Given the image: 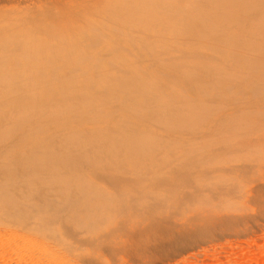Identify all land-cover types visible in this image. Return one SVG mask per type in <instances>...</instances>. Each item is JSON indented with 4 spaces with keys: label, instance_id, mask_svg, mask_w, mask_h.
Segmentation results:
<instances>
[{
    "label": "rangeland",
    "instance_id": "374dc122",
    "mask_svg": "<svg viewBox=\"0 0 264 264\" xmlns=\"http://www.w3.org/2000/svg\"><path fill=\"white\" fill-rule=\"evenodd\" d=\"M85 1L0 0V30L73 35ZM210 1L159 9L154 54L119 45L137 75L1 87L0 264H264V0Z\"/></svg>",
    "mask_w": 264,
    "mask_h": 264
},
{
    "label": "bare ground",
    "instance_id": "6f19581e",
    "mask_svg": "<svg viewBox=\"0 0 264 264\" xmlns=\"http://www.w3.org/2000/svg\"><path fill=\"white\" fill-rule=\"evenodd\" d=\"M174 1L178 0H86L83 5L77 6L78 9H84V13L79 14L74 11L72 14L74 28L81 27L73 35L68 33L69 21L64 18L67 15L59 16L62 24L49 26V29H45L40 23L27 24L28 22L16 20L12 28L0 30V89L6 85L44 86L42 80L26 79L24 77L26 73L41 75L45 72L58 73L78 68L89 74L110 73L116 69L121 73L123 71L120 70L121 68L129 67L128 74L137 75L138 71L130 64H126V55L123 52L119 53L122 48L119 45H124L123 48L129 52L139 49L140 44L145 45V49L150 54H154L159 42L157 30L160 18L157 12L167 3L173 4ZM188 1L193 3L196 0ZM216 1H210L202 11L211 8ZM29 21L32 23L31 20ZM94 31H101V34H105V39L99 37L92 39V42L94 41L92 44H84V40ZM185 33L186 31L179 36H184ZM113 46L116 47L112 50L118 53L112 54L113 57L109 58L108 64L101 51ZM14 78L16 81L7 82L8 79ZM111 92L112 89L105 88L97 90L95 94L103 99H110ZM122 98L127 99L124 96ZM17 100V97H12L3 102L16 106ZM50 115L56 117L55 112ZM193 115L185 117L192 119ZM182 118L184 117L176 113L169 116L170 120H182Z\"/></svg>",
    "mask_w": 264,
    "mask_h": 264
}]
</instances>
